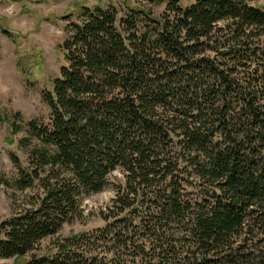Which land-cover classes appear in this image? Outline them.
Here are the masks:
<instances>
[{"label":"trees","instance_id":"trees-1","mask_svg":"<svg viewBox=\"0 0 264 264\" xmlns=\"http://www.w3.org/2000/svg\"><path fill=\"white\" fill-rule=\"evenodd\" d=\"M136 3L64 18L48 123L25 122L41 148L26 170L11 156L17 188L41 195L0 224V259L264 264V6ZM116 172L104 227L60 239Z\"/></svg>","mask_w":264,"mask_h":264},{"label":"rangeland","instance_id":"rangeland-1","mask_svg":"<svg viewBox=\"0 0 264 264\" xmlns=\"http://www.w3.org/2000/svg\"><path fill=\"white\" fill-rule=\"evenodd\" d=\"M179 1L189 6L195 0ZM256 4L264 6V0ZM137 5L136 0H0V171L5 178L0 185V224L30 208L33 199L41 195L38 185L24 191L17 188V169L11 156L26 170L29 152L41 148L29 138L25 122L48 123L49 110L42 95L66 66L61 52L68 25L64 18L70 16L75 21L81 7L96 6L115 8L122 17L128 7ZM163 9L155 8L154 14L159 15ZM123 183V176L114 173L104 191L82 201L81 218L64 225L59 238L104 227L100 213L110 205L116 186ZM49 244L47 240L41 249ZM0 264L15 261L0 259Z\"/></svg>","mask_w":264,"mask_h":264}]
</instances>
